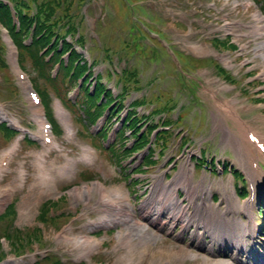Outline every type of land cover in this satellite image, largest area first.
<instances>
[{
  "label": "rangeland",
  "instance_id": "1",
  "mask_svg": "<svg viewBox=\"0 0 264 264\" xmlns=\"http://www.w3.org/2000/svg\"><path fill=\"white\" fill-rule=\"evenodd\" d=\"M0 1L7 5L15 26L19 24L17 7L26 13L29 32L39 25L38 19L34 21L39 7L49 8L39 16L45 21V29H51L49 40L56 38L60 45L63 39L71 47L59 58L66 63L73 51L85 63L91 82L98 77L112 97H122L118 119L107 122V115L87 124V131L93 135L102 127L108 128L107 140L101 142L104 150L117 141L114 135L121 129L119 119L126 116L129 105L139 116L148 115L150 125L160 126L162 121L172 124L168 137L166 131L159 134L166 147L153 159L156 164L140 169L142 151L130 158L124 154L123 161L116 163L112 160L114 151L105 152L89 135L79 134L82 124L71 116L79 111L73 113L63 101L80 98L77 87L65 85V81L60 87L64 93L56 94L37 76L31 59L0 24V122L12 129L17 125L25 129L17 130V137L7 141L0 133V157L13 143L19 144L6 168L0 169V189H11L7 200L0 201V215L11 199L16 210L15 217L0 219V253H4L0 264H50L46 258L63 264L264 263L260 239L264 238V216H258L257 200L264 199V174L253 181L255 197L248 199L246 185L247 196L240 200L230 173L221 171V161H227L244 172L245 177L235 173L237 183L244 185L249 180V159H258L264 167V158L249 153L247 144L237 142L232 135L233 128L240 126L235 116L264 134V50L258 48L264 41V0H62V6L55 0ZM65 15L76 19V33L72 35L64 33L69 26ZM16 41L29 46V33L21 32ZM200 45L205 46L204 52L196 49ZM12 49L16 52L15 67L26 76L29 88L36 78L49 93L53 120L62 130L51 137V145L39 138L34 106L13 67ZM38 49V54L47 57V49L42 50L40 44ZM257 80L263 85L249 86ZM58 108L67 115V124L58 115ZM24 136L32 143H26ZM181 140L185 143L182 151ZM129 142L131 148V139ZM84 149L94 153L88 160ZM202 150L203 155L218 162L216 173L200 169L205 159H198L197 168L189 159L197 158ZM158 151L155 146L154 153ZM71 161V171L61 173L59 167ZM38 166L49 174L47 183L38 178ZM81 172L92 175L79 181ZM98 182L125 194L121 201L127 212L121 214L122 220L115 217V224H98L104 213L101 195L94 186ZM75 189L80 190L79 195L73 194ZM61 195L62 208L54 210L56 206H51L49 211L63 212L64 219L69 215V221L55 219L45 226L39 224L38 210L43 201ZM170 203L174 209L169 217ZM107 214L109 218L116 215L113 211ZM9 222L10 230L28 235L41 227V239L14 252L12 242L3 236ZM84 235L99 242L89 256H84V248L74 241ZM219 242L239 250L240 256L216 251Z\"/></svg>",
  "mask_w": 264,
  "mask_h": 264
},
{
  "label": "trees",
  "instance_id": "2",
  "mask_svg": "<svg viewBox=\"0 0 264 264\" xmlns=\"http://www.w3.org/2000/svg\"><path fill=\"white\" fill-rule=\"evenodd\" d=\"M12 1H14V3H17L15 2V0H12ZM55 2H59L61 6L65 4L62 2V0H55ZM263 9H264V3H263ZM17 10L16 12H17V15H19V24L15 26L10 17L7 5H5L4 3L0 1V24L6 29V31L8 32L10 36L12 35L14 44L18 48L22 49L26 53V55L29 57V59H31L30 62H32L31 63L32 69L37 73L38 77H41L44 82L51 85L52 88L56 90V94L58 95L61 93H64V90L63 92L60 91L61 89L60 87L64 85L65 81H66L65 85H70L72 87H78L79 95L80 94L82 95L81 100L83 101L82 103L85 106L84 110H87L86 114H88V116L90 117V120H89L90 122H93L96 116L100 115L103 110H106L108 106L114 102H116L114 109L115 108L119 110L121 109V106H122L121 98L122 97L118 96L116 98H113L110 92H108L107 90L105 91V88L100 84L98 77H96V80H95L97 83L94 87V93L90 94V91L88 89L89 83L87 84V82H89L91 74L86 73L87 69H85L83 66L85 63L82 64V61L80 60V57L78 55H76L73 51H71L69 59L66 63H64L62 59L59 58V55L62 52L67 51L71 47L67 46L66 42L63 41V39H62V44L60 45L58 44L57 41H55L56 38H54L53 41L49 40V37H50L49 34H50L51 29L46 30L45 21L39 20V16L41 17L44 16L46 11H49V8L39 7L37 15L35 16L38 18L34 20L36 23L38 19L39 25L36 24V26L32 28L30 32L28 31V28H27V25L30 23V21L28 19H25L26 13L19 12L18 7H17ZM64 19L66 21V25H69L68 28L64 30V33L67 35H72L73 33H76L75 31V28L77 27L76 19L74 18L75 20L72 21L71 19H68V15H65ZM21 32L22 34L29 33L30 41H31L29 46L23 45L22 41H19V42L16 41V38ZM46 39H48L49 41H45ZM39 44L42 46V50L43 49L48 50L47 57L41 56V54H38L37 50L40 52V49H38ZM74 58H76L77 61ZM55 65H58V68H57L55 75H52V70L54 69ZM79 78H82L83 80L81 83L78 82ZM37 82L38 81L35 78V81H33V85L35 89L37 90V92L39 93V95L41 96L43 104H45V106L47 107V104L49 103V100H50L48 96L49 93L46 90V87H44L43 85L40 86ZM103 93H104V99H105L104 102L102 100L99 101L100 96ZM131 107H133V105H131ZM114 109H112L111 113L113 112ZM90 110H94L95 112L93 113ZM48 111H49V108H48ZM134 117L136 118V120L133 121L132 118ZM138 121L139 120L136 117V112H133L132 114L130 112L126 119L125 124L133 132L132 136L134 139H136V142L132 150H127L123 148L122 146V149H124L123 150L124 153H128L131 151H137L139 150V148L142 147L143 143L145 144L148 141L147 135L150 134L151 128L148 129V131H146L145 133L141 134V137L138 136L137 134L139 130L138 128L136 129ZM168 122H166V124H168ZM2 127L8 138L11 137L13 134H15L13 130L7 127H4V125H2ZM120 134L123 136V132H121ZM110 149L111 147L109 148V150ZM150 162H153V160H150ZM51 206H56V202L47 201L41 205L38 220L41 221L43 224H46L47 221L49 222L53 221V218L49 216V208ZM15 214L16 212L13 206H9L5 210V212L2 215H0V219L5 218L4 216H8V215H10L11 217H15ZM9 224L10 222L8 223V225H6L7 227L3 231V236L12 242L11 244L13 246L14 252H17V253L21 252V250H19L20 248L25 250L26 246L29 245L31 242H38L41 239L42 233H41L40 228L36 227L35 229H33L32 233L27 232L30 234L28 235L26 234V232H23L18 229L10 230ZM2 255H4V253H0V259ZM45 260L50 261V264H62L60 260L58 259L51 260L50 258H46ZM34 264H40V262L37 261Z\"/></svg>",
  "mask_w": 264,
  "mask_h": 264
},
{
  "label": "bare ground",
  "instance_id": "3",
  "mask_svg": "<svg viewBox=\"0 0 264 264\" xmlns=\"http://www.w3.org/2000/svg\"><path fill=\"white\" fill-rule=\"evenodd\" d=\"M196 49L200 52H204L205 51V46L203 45H200V46H196ZM15 51L12 49V52H11V60L13 62V67L15 69V71L17 73H19L18 70H16L17 68L15 67L16 63H15ZM224 63L226 65H230V61L228 60H224ZM18 67V66H17ZM19 69V68H18ZM22 85H23V88L27 90V87L29 86L28 84V81L26 79V76L25 78H23L22 80ZM33 112L34 114L36 115V118L38 120V123L40 124V126L44 123V120L42 118V113H41V109L39 107H37L36 104L33 103ZM58 115L63 119L64 123L67 124L68 122V118H67V115L65 113H63L59 108H58ZM70 121V120H69ZM235 122H240L237 118V116H235ZM20 123V122H19ZM239 128H242L243 126H238ZM39 129V128H38ZM244 129V128H242ZM22 132V131H21ZM42 133H43V130L41 129L38 133V135L40 136V138L42 139ZM32 135V134H31ZM36 136V135H35ZM54 139V138H53ZM18 141L13 143V145H11V147L7 150H5L0 159H1V163L3 162H9L11 160V156L13 154V152H15V150L17 149V147L19 146V144L17 145ZM20 143V142H19ZM49 144V143H48ZM94 154V153H93ZM15 157V156H14ZM45 157V156H44ZM84 157L88 160L92 157V151L90 149H84ZM45 159V158H44ZM11 163V162H10ZM45 164V163H44ZM7 165V164H6ZM9 167V166H8ZM1 169V167H0ZM72 169V161L70 163H67V164H64L62 166L59 167V171L61 173H68L70 172ZM2 170V169H1ZM37 171H38V178L41 180L42 183H47L48 182V178H49V174L46 172V170L42 167V166H38L37 167ZM2 172V171H1ZM19 175L21 176L22 175V171L19 172ZM95 189L100 193L101 195V199H100V204H102L103 206V215L101 216L98 224L100 225H104V226H107V225H110V223H117L116 222V219L115 217H119L117 220H119L121 218V214L123 212L126 211L125 209V204L122 203L121 199H123V197H125L123 194L118 188H115V187H112V188H106L104 187L102 184H99V183H96L95 185ZM9 190L10 188L9 187H6V188H3V189H0V201L3 203L4 201H6L7 199V195L9 193ZM171 193V192H170ZM73 194L76 196V195H79L80 194V190L79 189H75L73 191ZM112 197L114 199H112ZM167 199V198H166ZM165 199V200H166ZM162 200V198H161ZM164 200V199H163ZM173 200V198H172ZM174 201V200H173ZM176 202V201H174ZM207 205V204H206ZM27 207V206H26ZM170 211H168V215L169 217L172 216L173 214V204L170 203ZM29 209V208H28ZM160 210V209H159ZM158 210V211H159ZM109 211H113L116 213L115 216H113L112 218H109L111 216H108L107 212ZM127 212V211H126ZM23 213V212H21ZM172 213V214H171ZM122 220V219H120ZM173 220V219H172ZM214 226V225H213ZM73 231V230H72ZM71 231V232H72ZM118 236H121L120 234H118ZM77 240H74L75 243L77 245H81L83 248H84V256H89L90 253L92 252L93 250V246H96L99 244L98 240H96L95 238H92L90 236H87V235H84V236H77L76 238ZM99 246V245H98ZM264 264V263H263Z\"/></svg>",
  "mask_w": 264,
  "mask_h": 264
}]
</instances>
